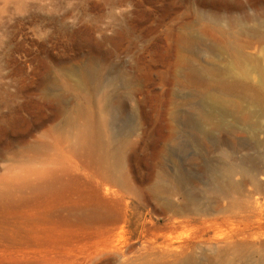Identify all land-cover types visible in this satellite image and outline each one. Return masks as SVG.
Returning <instances> with one entry per match:
<instances>
[{
    "label": "rangeland",
    "instance_id": "rangeland-1",
    "mask_svg": "<svg viewBox=\"0 0 264 264\" xmlns=\"http://www.w3.org/2000/svg\"><path fill=\"white\" fill-rule=\"evenodd\" d=\"M0 264H264V0H0Z\"/></svg>",
    "mask_w": 264,
    "mask_h": 264
},
{
    "label": "bare ground",
    "instance_id": "bare-ground-1",
    "mask_svg": "<svg viewBox=\"0 0 264 264\" xmlns=\"http://www.w3.org/2000/svg\"><path fill=\"white\" fill-rule=\"evenodd\" d=\"M252 68H254V67H252ZM258 77L259 76H257V78ZM219 85L221 88H224V89H233V88L246 89V90H249V92H252L253 96L257 95V90L249 88V87L248 88L245 87L244 84L240 81H235L233 84H231L226 79H220ZM234 173H235V171L233 169H229V170L225 171V174L230 176V177H232ZM104 193L106 195L113 194L116 197H118L120 195L117 190L110 189V188H105ZM92 197H93V200L95 202L94 204H96V208L98 210V216H92V217H88V218L83 217L81 219L90 220L92 222H101V223H104L107 225H112L113 227H112L111 231H113V232L116 231L119 228L118 223L122 220V216H123V209H122L121 203L120 202L106 201L103 197H101L100 191H98V189H95V193H93ZM178 249H180V247L171 248L170 250L174 254L178 255L180 253L178 251ZM119 252L122 256L125 255V252L123 249H119Z\"/></svg>",
    "mask_w": 264,
    "mask_h": 264
},
{
    "label": "water",
    "instance_id": "water-1",
    "mask_svg": "<svg viewBox=\"0 0 264 264\" xmlns=\"http://www.w3.org/2000/svg\"><path fill=\"white\" fill-rule=\"evenodd\" d=\"M76 176L80 177L82 179H85V177L83 175H81V174H76ZM97 189H98V191H100L101 197H103L106 201H109V202H120L122 204V207H123V201H122V199L120 197H116L113 194L112 195L111 194L110 195H106L104 193V189L102 187H98Z\"/></svg>",
    "mask_w": 264,
    "mask_h": 264
}]
</instances>
